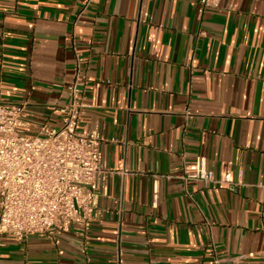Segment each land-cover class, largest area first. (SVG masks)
I'll return each instance as SVG.
<instances>
[{
    "label": "crops",
    "instance_id": "crops-1",
    "mask_svg": "<svg viewBox=\"0 0 264 264\" xmlns=\"http://www.w3.org/2000/svg\"><path fill=\"white\" fill-rule=\"evenodd\" d=\"M74 43L79 130L112 171L100 214L3 236L0 264H264V0H0V102L30 134L62 124ZM200 155L242 184L185 182Z\"/></svg>",
    "mask_w": 264,
    "mask_h": 264
},
{
    "label": "built area",
    "instance_id": "built-area-1",
    "mask_svg": "<svg viewBox=\"0 0 264 264\" xmlns=\"http://www.w3.org/2000/svg\"><path fill=\"white\" fill-rule=\"evenodd\" d=\"M221 0H201L204 7H219ZM75 73L68 102L60 106L62 124L30 134L25 104L0 102V244L3 236L22 241L79 227L86 232L100 214V198L112 172L101 159L100 129L80 131L85 103V56L76 44ZM181 176L206 185L239 186L231 174L218 179L200 155Z\"/></svg>",
    "mask_w": 264,
    "mask_h": 264
}]
</instances>
